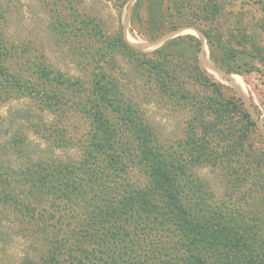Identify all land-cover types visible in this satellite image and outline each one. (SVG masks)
Instances as JSON below:
<instances>
[{"label": "trees", "instance_id": "1", "mask_svg": "<svg viewBox=\"0 0 264 264\" xmlns=\"http://www.w3.org/2000/svg\"><path fill=\"white\" fill-rule=\"evenodd\" d=\"M29 2L44 38L16 42L21 0H0V258L16 252L5 264H264V139L201 66L200 41L144 53L83 0ZM222 15L218 0H135L130 31L153 42L195 26L218 68L264 76L257 33Z\"/></svg>", "mask_w": 264, "mask_h": 264}, {"label": "rangeland", "instance_id": "2", "mask_svg": "<svg viewBox=\"0 0 264 264\" xmlns=\"http://www.w3.org/2000/svg\"><path fill=\"white\" fill-rule=\"evenodd\" d=\"M135 0H130L126 6L120 11L114 9L109 3L103 5L97 3L96 0H83L80 5L84 11L98 15L105 23L107 32H114L121 25V31L125 42L136 51L149 53L159 48L166 41L174 39L180 35L190 34L200 41V52L202 45V38L206 45V55L202 57L199 53V60L204 70L211 75L213 79L220 82L235 91L236 95L242 100L245 109L248 111L250 117L255 122L257 130L264 139V76L261 73L252 71L244 75L235 73H224L217 69L211 62L209 56V49L202 33L195 27H183L178 31L167 35L161 41L149 42L139 37L135 32L130 31V14L131 7ZM224 15L221 16L220 22L225 28L234 29L247 27L250 31L257 33V38L260 43L264 44V0H218ZM10 20L7 27V36L10 40L21 42L28 37H36L37 34L42 33L41 39L44 35L41 32L42 25L47 19L43 14L39 3L29 2V0H21L19 7L12 9L9 14ZM44 20V21H43ZM200 26L204 24L198 23ZM250 27V29H249ZM200 32V33H199ZM49 35V34H48ZM200 37V38H199ZM46 42V41H45ZM49 43V42H48ZM55 49L49 48L48 57L57 65L64 66L62 59L56 57ZM211 61V62H210ZM210 62L217 74L208 72L204 63ZM65 69V68H63ZM69 71H73L72 67ZM205 173V171H202ZM16 252H9L2 255L0 264H5L14 260Z\"/></svg>", "mask_w": 264, "mask_h": 264}, {"label": "bare ground", "instance_id": "3", "mask_svg": "<svg viewBox=\"0 0 264 264\" xmlns=\"http://www.w3.org/2000/svg\"><path fill=\"white\" fill-rule=\"evenodd\" d=\"M203 41H204V39L202 38V42H201L202 45H201V52H200L201 59H202V57H204V55H206V45ZM202 61H204V59H202ZM204 66L206 67V69L208 70L209 73L217 74L216 71H214V68L210 62H207V64L204 63Z\"/></svg>", "mask_w": 264, "mask_h": 264}, {"label": "water", "instance_id": "4", "mask_svg": "<svg viewBox=\"0 0 264 264\" xmlns=\"http://www.w3.org/2000/svg\"><path fill=\"white\" fill-rule=\"evenodd\" d=\"M181 29V28H180ZM179 30V29H178ZM178 30H176V31H178ZM176 31H173V32H170V33H167L166 35H164L163 37H161L160 39H158V40H156V41H161L164 37H166L167 35H170V34H172V33H174V32H176ZM200 33V32H199ZM156 41H154V42H156ZM211 62V61H210ZM217 69H219V70H221L220 68H218L213 62H211ZM221 71H223V70H221ZM224 72V71H223ZM225 73V72H224ZM226 74H228V73H226Z\"/></svg>", "mask_w": 264, "mask_h": 264}]
</instances>
